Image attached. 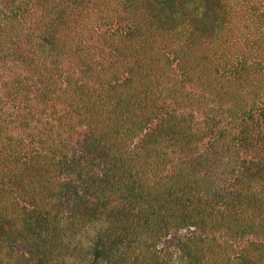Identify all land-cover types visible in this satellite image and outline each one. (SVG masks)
I'll use <instances>...</instances> for the list:
<instances>
[{"label":"trees","instance_id":"obj_1","mask_svg":"<svg viewBox=\"0 0 264 264\" xmlns=\"http://www.w3.org/2000/svg\"><path fill=\"white\" fill-rule=\"evenodd\" d=\"M0 264H264V0H0Z\"/></svg>","mask_w":264,"mask_h":264}]
</instances>
